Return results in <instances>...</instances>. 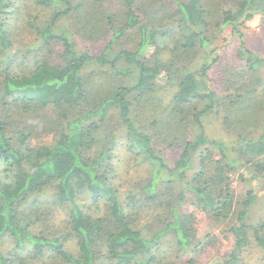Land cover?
<instances>
[{
  "label": "trees",
  "instance_id": "obj_1",
  "mask_svg": "<svg viewBox=\"0 0 264 264\" xmlns=\"http://www.w3.org/2000/svg\"><path fill=\"white\" fill-rule=\"evenodd\" d=\"M108 1L0 0V264H197L219 242L200 235L199 212L232 221V250L208 264H240L251 237L264 257V222H247L264 190V55L241 31L261 15L264 40V0ZM227 26L230 61L210 46ZM130 30L136 48L114 50ZM211 113L233 140L208 135ZM123 136L153 165L141 196L121 191ZM236 172L254 184L242 199ZM151 203L161 227L140 222ZM172 248L192 256L169 261Z\"/></svg>",
  "mask_w": 264,
  "mask_h": 264
},
{
  "label": "rangeland",
  "instance_id": "obj_2",
  "mask_svg": "<svg viewBox=\"0 0 264 264\" xmlns=\"http://www.w3.org/2000/svg\"><path fill=\"white\" fill-rule=\"evenodd\" d=\"M110 1L114 4H112L111 6L115 7L118 5V0H109V5ZM48 14L49 13H47V11H44V13H42V15ZM75 22V17L73 19L64 18L58 23V27L70 28L75 24ZM241 31L244 34V41L246 46L253 51L259 52L261 55H264V40L261 36V15H256L254 18L245 21L241 26ZM77 41L78 47L80 48L88 46V43H85L81 37H78ZM137 42L138 37L133 30H130L126 35L122 36L118 41H116L113 44V47L116 51L124 49L132 50L136 48ZM238 43L239 41L237 37L233 36L232 34L231 27L227 26L223 29L221 35L217 39H215L214 43L210 46L216 47L218 49V53H220L223 59L230 61L233 59ZM88 47V49L92 50L93 53H98L102 45L100 44L99 49H94L97 48V46L93 44H90ZM201 57L202 54H200V56L196 58V61L202 62L203 60ZM195 66L198 67L197 65ZM260 71L264 76V65L260 67ZM211 78H214L216 80V74L213 73V70L211 72ZM205 123L208 135L211 138L222 139L226 141H230L235 138L234 136L228 135V133L222 126L220 118L216 114L211 113L206 116ZM50 140L51 136L44 138V141ZM125 143L126 139L124 138V136L120 137L117 144L115 161L117 165H119V171L121 172L119 178L121 191L125 196H127L128 193L139 194L138 191L141 187L140 184H142L144 180L150 176L153 165L148 162H142L140 158L127 150L126 146L124 145ZM179 153L180 151L178 149L165 150L166 156H169L171 159H175L179 155ZM253 185L254 184L252 182L242 181L238 177V172L233 174L232 186L237 199L244 198L247 191L253 188ZM188 197L190 198L192 197V195H189ZM193 208L194 207L190 204H183L179 207V209H181L182 211L188 212L192 211ZM141 211L142 214L140 216V222L145 223L149 221L148 223H155L157 227H161L166 219L169 218L168 214L162 210V207H158L156 203H151L144 206ZM64 214L65 211H60L61 216H64ZM197 216V225L200 235L211 233L215 234L219 239L218 244H216L215 246H210L209 248L201 252L199 256H197V264H208L213 260L215 256H222L232 250L235 240L233 235L228 230L232 221L218 222L203 212L197 213ZM247 222L249 224H258L259 222H264V190L258 192L256 201L251 205L248 211ZM10 246L11 240L8 238H3L0 241V252H5ZM191 256L192 254L189 250L179 248H172L171 250L169 249V251L166 253V258L169 261H185L188 260ZM240 264H264L263 252L253 237H251V244L248 245V247H246L245 251L242 253V260Z\"/></svg>",
  "mask_w": 264,
  "mask_h": 264
}]
</instances>
